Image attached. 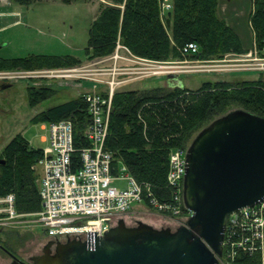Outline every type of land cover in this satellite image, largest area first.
I'll use <instances>...</instances> for the list:
<instances>
[{
	"label": "trees",
	"instance_id": "trees-1",
	"mask_svg": "<svg viewBox=\"0 0 264 264\" xmlns=\"http://www.w3.org/2000/svg\"><path fill=\"white\" fill-rule=\"evenodd\" d=\"M161 0H111L102 5L87 29L86 58L109 55L119 40L139 57L165 61L181 59L180 48L195 42L194 57L207 59L226 53H243L248 44L235 27L218 13L219 0H171V9L162 17ZM248 24L250 45L264 51V0H250ZM28 3L27 0H20ZM80 58L64 55L0 57V69H34L77 64ZM29 106L55 95L53 86H28ZM241 108L264 117V79L231 82H203L190 90L157 86L150 89L116 91L112 98L105 148L114 166L123 164L128 173L159 201L170 199L166 181L168 155L186 148L195 129L232 108ZM70 119L74 138L82 144V129L88 120L81 95L41 110L30 119L34 123ZM41 148L31 147L21 133L15 134L0 152V196L13 193L18 212L39 210L37 171L34 165ZM9 248L8 243H2ZM236 250L232 264H262L264 253Z\"/></svg>",
	"mask_w": 264,
	"mask_h": 264
},
{
	"label": "built area",
	"instance_id": "built-area-1",
	"mask_svg": "<svg viewBox=\"0 0 264 264\" xmlns=\"http://www.w3.org/2000/svg\"><path fill=\"white\" fill-rule=\"evenodd\" d=\"M171 7L169 0H161V16ZM180 52L181 59L151 60L132 54L117 40L111 54L89 58L69 67L0 71L1 83L25 78L31 82L30 86H51L52 82L60 84L67 79L93 84L81 93L88 113V120L81 131L86 143L82 144L74 138V124L70 119L46 123L47 145L41 148L42 154L36 163L40 168L36 180L40 208L30 213L18 212L14 194L1 195L0 230L36 224L54 242L67 239L93 241L115 225L134 204L144 201L159 211L178 217V225L184 224L191 214L183 202L186 148H175L169 153L166 181L172 196L168 201H159L152 196L148 186L142 187L123 164L114 166L113 155L105 148L114 93L126 83L150 77L142 74L144 67L140 65L158 64L162 70L153 71V75H176L181 71L179 68L184 67L186 59L205 61L194 57L198 52L195 42L184 44ZM252 54L247 53L250 58L243 59L250 62L245 64L246 69L264 70V56L255 53L254 59L260 61L254 62ZM137 72L140 77L133 75ZM116 180L126 181V187L115 186ZM28 216L31 219L28 220ZM237 230L247 234L242 239L243 244L235 243L234 232L237 233ZM237 249L264 253V200L227 215L218 264H231ZM263 261L264 258L262 264Z\"/></svg>",
	"mask_w": 264,
	"mask_h": 264
},
{
	"label": "water",
	"instance_id": "water-1",
	"mask_svg": "<svg viewBox=\"0 0 264 264\" xmlns=\"http://www.w3.org/2000/svg\"><path fill=\"white\" fill-rule=\"evenodd\" d=\"M177 86L182 81L175 74ZM2 83L1 88L10 86ZM264 200V117L238 108L213 119L186 149L183 202L174 229L123 219L93 241L48 240L32 264H218L229 213ZM9 264H27L0 244Z\"/></svg>",
	"mask_w": 264,
	"mask_h": 264
},
{
	"label": "rangeland",
	"instance_id": "rangeland-1",
	"mask_svg": "<svg viewBox=\"0 0 264 264\" xmlns=\"http://www.w3.org/2000/svg\"><path fill=\"white\" fill-rule=\"evenodd\" d=\"M27 1L28 3H22L20 0H0V57L12 58L39 54H70L80 58L81 61H85L88 59L84 55V47L86 46L89 23L93 15L95 16L97 14L102 5L112 4L111 0ZM242 1L243 3L237 7L241 11L247 10L245 6L249 2L251 3V1ZM245 3L247 4L244 5ZM221 9H218V13L221 17H224L228 23L231 19L237 18L239 20L238 25L248 32V37L250 36V30L246 29L247 26L249 27L248 17L246 21L247 15L244 18L245 21H243L241 14L240 18L237 17L238 15L230 16L227 12L229 10L228 6L226 7L224 5ZM248 47L246 52L226 53L222 57L204 59V62H195L186 59L184 67L179 68L181 71L176 74V78L182 81L183 87L190 90L197 89L203 82L213 83L225 81L235 83L245 80L264 79V70L246 69L247 65L245 64L250 62L243 60L250 58L246 56L249 52H253L251 58L254 59L255 53L264 56V51L259 50L254 44H249ZM259 61L258 59H254V62ZM253 64L255 65V63ZM133 65L137 64L133 63ZM69 66L72 65L56 67L65 68ZM140 67H144V70H142L144 72L142 74L150 77H143L126 83L120 86L119 90L150 89L157 86L166 87L168 89L175 87L176 82L174 79L168 78L169 74H152L153 71L162 70V68L158 67V64L155 66L143 64L140 65ZM11 70L25 71L33 69H0V71ZM133 75L135 77H140L138 72ZM258 75L259 78L257 77ZM30 83L28 79L17 78L15 82L10 83V86L0 90V136H3L2 140L0 137V150L4 147L2 146L3 139L8 141L16 133H21L31 147L43 148L46 146L47 142L41 140L42 136L48 135L46 123H34L30 121V119L35 113L53 105L64 103L76 97L78 94L81 95L82 91L88 90L93 86L91 82L76 81L73 79L64 80L60 84L52 82L51 86L56 89L55 95L31 107L28 104L26 93V88L30 86ZM234 109L238 108L234 107L230 110ZM217 117L219 116L215 118ZM211 121L203 123L193 131L188 145L197 132ZM43 124L46 125L44 129L41 128ZM34 169H36L38 177L40 172L39 165L35 164ZM114 185L119 188H125L126 181L116 180L114 181ZM170 196H172V194H170ZM27 219L29 220L31 218L28 216ZM121 219H123L128 226H134L138 221H141L155 228L170 227L171 229L177 227L179 221L178 217L153 208L147 201L134 204ZM246 235V232H241V230H237V233L235 231V243H241ZM48 240L51 239L46 236V232L41 226L36 224H27L19 228L0 230V244L2 245V243L5 242L8 243L9 248L6 249L27 264H31L29 261L30 257L41 254L42 247ZM243 251L247 250H239V252ZM10 262V256L0 249V264H9ZM230 262L232 264V261Z\"/></svg>",
	"mask_w": 264,
	"mask_h": 264
},
{
	"label": "crops",
	"instance_id": "crops-1",
	"mask_svg": "<svg viewBox=\"0 0 264 264\" xmlns=\"http://www.w3.org/2000/svg\"><path fill=\"white\" fill-rule=\"evenodd\" d=\"M169 2L171 3V0H169ZM241 3H243V1L242 0H219V8L221 9V7L222 6H228V14L230 15V16H236V15H238L237 17H239L240 18V16L242 15V19H243V21H245V16L247 15L248 16V13H249V11H250V9H251V4H250V2L247 4V3H245L244 5H246L245 6V8L247 9V10H243V11H241V10H239V8L237 7V6H239ZM248 6H250V7H248ZM249 8V9H248ZM222 10V9H221ZM223 11V10H222ZM246 11V12H245ZM98 13V12H97ZM241 14V15H240ZM96 16V15H95ZM95 16L93 15V18H92V20L95 18ZM247 16H246V21H247ZM232 22V23H231ZM238 22H239V20L237 19V18H233V19H231V21L229 22L230 24H232L234 27H235V29L239 32V34H240V36L242 37V38H244L245 40H246V42H247V44H248V46H249V44H250V42L252 41V32H251V29H250V27H246V29H249L250 30V36L248 37V32H246L244 29H242V27L241 26H239L238 25ZM249 30H247V31H249ZM261 76V75H260ZM263 76V75H262ZM258 78H259V75L257 76ZM2 83L0 82V85H1ZM7 84V83H6ZM8 87V86H7ZM7 87H4V88H1L0 87V90L1 89H5V88H7ZM83 92V91H82ZM81 92V93H82ZM79 95V94H78ZM77 95V96H78ZM44 124L41 126V128L42 129H44ZM17 134V133H16ZM15 135V134H14ZM13 135V136H14ZM12 136V137H13ZM47 136L48 135H44V136H42L41 137V140L43 141V142H46V139H47ZM1 137V140H2V138H3V136H0ZM11 137V138H12ZM10 138V139H11ZM9 139V140H10ZM8 140V141H9ZM8 141H5L4 139H3V142H2V146H5L6 145V143L8 142ZM1 151V150H0Z\"/></svg>",
	"mask_w": 264,
	"mask_h": 264
},
{
	"label": "flooded vegetation",
	"instance_id": "flooded-vegetation-1",
	"mask_svg": "<svg viewBox=\"0 0 264 264\" xmlns=\"http://www.w3.org/2000/svg\"><path fill=\"white\" fill-rule=\"evenodd\" d=\"M29 261H30V259H29ZM31 262V261H30ZM31 264H32V262H31Z\"/></svg>",
	"mask_w": 264,
	"mask_h": 264
}]
</instances>
